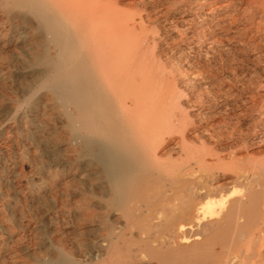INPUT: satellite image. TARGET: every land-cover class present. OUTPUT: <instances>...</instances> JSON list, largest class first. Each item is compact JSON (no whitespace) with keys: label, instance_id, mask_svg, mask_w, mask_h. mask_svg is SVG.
Returning <instances> with one entry per match:
<instances>
[{"label":"rangeland","instance_id":"rangeland-1","mask_svg":"<svg viewBox=\"0 0 264 264\" xmlns=\"http://www.w3.org/2000/svg\"><path fill=\"white\" fill-rule=\"evenodd\" d=\"M13 1L0 0V264H55L62 257H69L75 264H96L106 237L118 240L120 233L122 240L118 242L140 254L149 242L145 239L152 237L150 242L156 244L157 238L165 237L166 233H160L165 216L158 211L154 216L147 215L145 202L134 198L128 202L130 208L134 207L132 216L123 217L116 211L119 222L111 230L106 231L101 224V181L79 142L72 141L71 136L72 132L84 134L86 130L72 127L68 112L74 115L73 108L66 106L65 112L51 91L39 89L43 68L29 63L35 46L21 34L19 20L12 15ZM195 2L143 0L144 9L135 8L138 16H133L135 32L141 37L149 33L145 52L154 78L158 80L163 71L168 75L171 70L173 78H166L164 92L175 83L176 88L179 86L175 100L163 111V125L173 132L164 136L163 159L177 163L178 167L171 170L183 185L193 189H201L206 183L211 188L222 185L214 199L224 195L229 200L245 199L248 191H261L260 181L254 177L260 164L259 131L264 123L260 116L262 101H258L264 94V0L262 4L255 0ZM140 22L145 27L140 28ZM256 26L259 31L254 33ZM244 29L249 33L243 36ZM198 151L210 162L209 170L199 167ZM233 190L239 193L233 194ZM263 194H258L247 225L243 218L241 224L252 228L261 224L264 206L259 198L264 200ZM216 218L213 216V220ZM146 225L152 226L150 230ZM141 256L140 264H144Z\"/></svg>","mask_w":264,"mask_h":264},{"label":"bare ground","instance_id":"bare-ground-1","mask_svg":"<svg viewBox=\"0 0 264 264\" xmlns=\"http://www.w3.org/2000/svg\"><path fill=\"white\" fill-rule=\"evenodd\" d=\"M261 1L255 0L262 4ZM135 8L143 10V0L139 4L134 0L12 2V15L19 20L21 34H26L35 46L29 63L35 62L41 66L40 69L43 68L39 89L51 91L60 100L65 112L66 106L73 108L76 115L68 112L72 127L86 130L84 134L72 132L71 136L72 141L79 142L81 151L88 157V161L95 168L96 177L101 181L98 188L101 224L106 231L111 230L119 222L115 212L120 211L123 217L128 216L134 209L129 207L128 202L138 198L145 202L147 215L154 216L158 211L166 219L160 230V233H166L165 237L157 238L158 242L152 244L150 239L154 238L146 236L145 240L149 242L139 252L143 254L140 258L144 264H264V211L259 226H245L250 214L256 209L258 194L264 192V123L259 131L260 164L254 177L260 181V192L247 189L245 199L241 197L229 200L225 195L214 199L213 195L223 189L222 185L211 188L206 183L201 189L183 185L174 170H171L178 167L177 163L164 160L166 150L161 148L164 136L173 133L172 128L163 125V111L175 100L179 86L176 88L175 83L170 90L164 92L166 78H173L171 70L168 75L163 71L156 80L153 68H148L145 49L149 42V33L141 37L135 32ZM140 24V28L145 27L141 22ZM258 31L259 27L256 26L254 33ZM248 33L249 30L244 29L241 34L244 36ZM249 41L254 43L251 39ZM259 98L261 100L258 101H262L260 116L264 119V94ZM171 113L174 114V110ZM188 118L190 117L187 116ZM201 152L198 151L200 157L197 163L201 169L209 170L210 162L201 156ZM207 175L212 177L211 180L214 179L212 173L208 172ZM232 193L239 192L233 190ZM259 200L264 206V200ZM213 216L218 217L217 220H213ZM241 218L245 225L240 223ZM144 227L150 230L152 226ZM120 235L118 240L107 236L104 240L106 243L99 244L104 251L97 254L96 264L141 263L138 258L140 254L132 253L129 247L118 242ZM54 263L75 264L69 257H62Z\"/></svg>","mask_w":264,"mask_h":264}]
</instances>
